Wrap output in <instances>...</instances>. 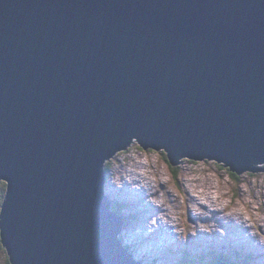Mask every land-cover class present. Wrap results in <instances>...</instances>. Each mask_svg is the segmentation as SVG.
Segmentation results:
<instances>
[{
	"label": "water",
	"instance_id": "95a60500",
	"mask_svg": "<svg viewBox=\"0 0 264 264\" xmlns=\"http://www.w3.org/2000/svg\"><path fill=\"white\" fill-rule=\"evenodd\" d=\"M133 141L264 172V0H0L9 263L143 264L104 186Z\"/></svg>",
	"mask_w": 264,
	"mask_h": 264
},
{
	"label": "rangeland",
	"instance_id": "374dc122",
	"mask_svg": "<svg viewBox=\"0 0 264 264\" xmlns=\"http://www.w3.org/2000/svg\"><path fill=\"white\" fill-rule=\"evenodd\" d=\"M108 161L105 190L111 205L122 207L121 239L137 260L211 264L223 254L234 263L264 264V172L232 178L222 164L186 158L171 166L164 151L136 141ZM0 181L1 199L6 185ZM146 200L156 208H146ZM5 254L1 246L0 264Z\"/></svg>",
	"mask_w": 264,
	"mask_h": 264
},
{
	"label": "trees",
	"instance_id": "16d2710c",
	"mask_svg": "<svg viewBox=\"0 0 264 264\" xmlns=\"http://www.w3.org/2000/svg\"><path fill=\"white\" fill-rule=\"evenodd\" d=\"M109 163V161H107V162H105V165H104V170H105V168L109 165L108 164ZM171 167V166H170ZM226 170H228V173L231 175V177L232 178H237V174H235V173H233V172H231L228 168H225ZM174 171V168L172 169V172ZM175 172V171H174ZM1 183V182H0ZM1 199L3 200L4 199V196L2 197L1 196ZM0 199V204H1V202H2V200ZM115 205H117V206H114V205H111V209H112V211H114V212H116L117 214H121V209H122V207L120 206V204H115ZM131 217V216H130ZM120 238H121V235H120ZM123 245H124V247L129 251V247L127 246L128 244H124L123 243ZM2 245L0 244V247H1ZM3 247V246H2ZM4 248V247H3ZM4 251H5V249H4ZM6 252V251H5ZM186 255H187V253H186ZM216 255V257H214V258H212V262H216V261H220V262H223V263H226V264H240V262H238V263H234V262H232L231 260H229V259H227V257L226 256H224L223 254H215ZM141 261V260H140ZM211 262V263H212ZM141 263H143V261H141ZM3 264H10L9 263V260H8V258H7V253L5 254V262L3 263ZM143 264H148V263H143Z\"/></svg>",
	"mask_w": 264,
	"mask_h": 264
},
{
	"label": "bare ground",
	"instance_id": "6f19581e",
	"mask_svg": "<svg viewBox=\"0 0 264 264\" xmlns=\"http://www.w3.org/2000/svg\"><path fill=\"white\" fill-rule=\"evenodd\" d=\"M137 189V191L138 192H141V191H143V190H139L138 188H136ZM131 191H133L134 192V189L133 190H131ZM145 192L147 191L146 189L144 190ZM155 196V195H154ZM142 199H144V198H142ZM145 199H146V197H145ZM149 199V198H148ZM147 201V200H146ZM208 201H210V202H215V199H213V198H209L208 197ZM137 202H138V200H137ZM162 206V205H161ZM146 208H148V209H155L156 207H155V203H151V202H149L148 203V201L146 202ZM159 208V207H158ZM164 209H165V207H163ZM163 209V210H164ZM154 211V210H153ZM165 211V210H164ZM165 213H167V211L165 212ZM154 215H156V212H154ZM165 215V214H164ZM201 215V214H200ZM175 223H176V221H175ZM136 234H138V232L136 233ZM134 235L133 234H130L129 235V240L132 242V241H134ZM133 238V239H132ZM136 238V237H135ZM123 240V239H122ZM123 243H125V241L123 240ZM163 243V242H162ZM125 244H127V242L125 243ZM141 252L140 251H138L137 252V254H140ZM134 256V255H133ZM137 259V258H136ZM139 260V259H138ZM143 263H147V262H143Z\"/></svg>",
	"mask_w": 264,
	"mask_h": 264
},
{
	"label": "clouds",
	"instance_id": "9594fccd",
	"mask_svg": "<svg viewBox=\"0 0 264 264\" xmlns=\"http://www.w3.org/2000/svg\"><path fill=\"white\" fill-rule=\"evenodd\" d=\"M8 257V256H7ZM135 258V257H134ZM136 259V258H135ZM140 260V259H139ZM214 262H212L211 264H213Z\"/></svg>",
	"mask_w": 264,
	"mask_h": 264
},
{
	"label": "flooded vegetation",
	"instance_id": "af4514ba",
	"mask_svg": "<svg viewBox=\"0 0 264 264\" xmlns=\"http://www.w3.org/2000/svg\"><path fill=\"white\" fill-rule=\"evenodd\" d=\"M2 200V199H1Z\"/></svg>",
	"mask_w": 264,
	"mask_h": 264
}]
</instances>
